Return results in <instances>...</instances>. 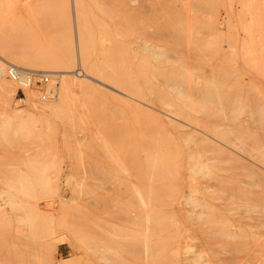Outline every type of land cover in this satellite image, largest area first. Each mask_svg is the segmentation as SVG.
Masks as SVG:
<instances>
[{"label": "rangeland", "instance_id": "rangeland-1", "mask_svg": "<svg viewBox=\"0 0 264 264\" xmlns=\"http://www.w3.org/2000/svg\"><path fill=\"white\" fill-rule=\"evenodd\" d=\"M27 1L0 0V63L7 69L15 67L21 73L49 75L55 95L52 99L43 101V94L35 85H31L29 89L15 85L14 92L5 94L8 104V101L4 104L3 97H0V264H104L99 258L100 254L107 250L114 251L115 248L124 255L129 253V249L137 248L143 253L140 254L144 259L148 253L147 245H143L146 241L147 244L152 242L150 245L158 243L159 248L153 245L157 247H153L154 264H184V261L180 262L171 255V252L178 251L177 247L183 253L203 251L205 259L211 260L213 254H221L218 255L221 258L223 254H228L231 258L228 255L224 257L227 256L231 261L232 257L236 259L249 255V258L246 257L249 264H262L264 157L259 147L264 146V17L255 3L264 5V0H154V51L159 54L155 58L159 62H166L162 68L166 71L169 69L167 73L164 72L170 77L172 86L182 88H178L179 94L172 91L168 95L171 96V104L178 106L179 109L173 108L179 114L182 112L183 103H187L190 110L194 108V112L187 111L188 120L200 118L201 115L203 117L205 114V123L201 124L204 127L200 128L210 135L215 134L217 139L230 142L227 144L223 141L226 147L212 145L218 147L213 148L214 150L210 146H207V150L205 142L199 137L183 134L187 129L182 120V123L174 120L177 122H172V126H169L170 123L164 121L165 117L160 112L157 101L151 104L152 91L146 83L148 90L143 86V73L146 63L154 66V60L139 52L140 41L136 36L130 34L126 37L125 32L121 33L123 18H129L133 22L131 20L140 16L137 14L136 17V13L139 10L140 14L142 10L135 7L140 5V0ZM144 1L146 2L141 0L142 4ZM125 2L129 3V7ZM147 11L150 12L145 11V18L149 17ZM125 53L130 58L126 59ZM130 59H133L130 64H134L129 66L128 75L133 76L130 78L127 75L125 78L128 71L125 73L127 69L124 71L122 68L126 67L124 63ZM47 65L55 69L48 72ZM113 69H118L116 71L119 74L115 75V71L113 74ZM101 73H104L105 76L102 75L106 80L112 78V82L108 83L107 80L105 83ZM121 74H124L123 79H127L129 85H126L127 81L117 77ZM115 77L118 83L123 81L126 86L131 84L130 89L125 86L126 92L124 85L120 83L121 91L117 89V84L114 88L112 83L115 84ZM6 78L13 83L7 74ZM62 79L67 88L60 96L58 84ZM110 83L112 87L108 85ZM136 89L140 92H137L138 96L133 93ZM24 90H30L29 93H33L36 98L32 99ZM128 93L135 94L138 99L134 95H131L132 98L127 97ZM142 98L145 100L144 104L151 106L148 110L149 117L148 113L144 114V118L141 117L145 112L140 110L144 105L140 102ZM136 99L139 100L138 104ZM32 107L38 108L39 113L30 112L29 116L22 118H15V115L12 117L14 108L29 111ZM201 110L203 114L196 112ZM208 114L213 118H208ZM152 117L158 118H153L154 124H157L151 128ZM145 118L146 121L151 119L150 124L148 123L150 127L145 124ZM247 122L250 123L247 125ZM153 131H157L156 136L152 134ZM166 132L171 136L167 137ZM163 139H168V144ZM152 142L154 148L156 144L159 148L169 147L164 152L168 159L171 157V162L164 157V149L161 151L157 148L163 153L162 157L154 149L159 156L157 159L154 157L155 161L162 160L163 165L159 162L161 168L154 171L155 183L149 185L154 186L157 183L158 187L160 183L167 188L170 186L171 192L178 191L174 195L169 194L171 200L174 199L173 203L169 201L170 198L167 199L168 203L173 204L175 211L177 203L183 202L180 198L187 191L186 185L191 184L189 181L185 185L183 171V165H186L184 161L189 160L185 155L188 145L199 151L214 152L212 155H216L215 161L213 158L211 165H217L215 168L210 166L209 170L211 172L212 167L213 176L218 178L212 181H221L211 197L208 196L209 193L198 194L199 197L201 194L200 198L203 197L204 203L215 208L203 209L204 218L201 222L191 220V213L179 216L176 214L175 217L172 215L171 219L160 225L167 228V232H160L162 235L159 236L156 233L154 237L148 238L137 226L132 228V219L130 218L129 223V216L122 211L125 212L126 207L136 211L137 201L132 194L145 186L142 182L143 175L146 176V171H149L148 167H141L142 162L143 167L149 163L148 160L144 161L147 156L142 145L146 144L145 148L149 150L147 143L150 145ZM219 147L221 150H218ZM211 152L208 156L212 158ZM143 156L146 158H142ZM166 163L170 167L164 166ZM177 168H180L182 179H176ZM158 169L165 173L158 174ZM158 177L163 183L158 181ZM164 178L170 185L164 182ZM164 187L158 188L164 191L167 189ZM155 189L157 188L154 186ZM132 211L133 215L135 212ZM71 234L75 237L81 236L86 245L80 250H72L67 244H60L62 238ZM92 235L97 236L96 239L91 238ZM161 248L163 251L166 249V252L158 256ZM124 255L122 257L126 259ZM190 262L187 264H192ZM212 262L215 264V261Z\"/></svg>", "mask_w": 264, "mask_h": 264}, {"label": "bare ground", "instance_id": "bare-ground-1", "mask_svg": "<svg viewBox=\"0 0 264 264\" xmlns=\"http://www.w3.org/2000/svg\"><path fill=\"white\" fill-rule=\"evenodd\" d=\"M29 1V0H28ZM27 1V2H28ZM32 1V0H31ZM77 1V0H76ZM123 1H125V0H123ZM132 1V0H131ZM260 2H261V0H259ZM129 2V1H128ZM143 2V1H142ZM142 2H141V0H140V5H138V6H135V7H137V9H138V7L142 10H140L141 12H140V14H139V10L137 11V13H136V17H137V14L138 15H140V16H138L137 18H136V20H131V21H133V22H130L128 19L129 18H126V20H125V18H123L122 20H123V23L125 24H123L122 23V21H121V23L123 24H121V26H123L122 27V29H123V31L121 32V33H124L125 35H126V37L127 36H129L130 34H132V35H130V36H136L135 38H137L139 41H140V44L138 45L141 49H140V51L139 52H141V53H144V54H146L147 56H148V58H151V59H153L154 60V66H153V64L152 63H146V65H145V73H143L144 74V85L143 86H145V83H146V86L148 85V87H150L151 88V94H152V102H151V104L153 103L154 104V102L155 101H157V105H158V107H159V109H160V112L164 115V121H167L168 123H170L169 124V126H172L171 125V123L173 122V123H176L177 121H180L181 122V120H182V122H184V124H185V127H186V131H185V133H183V134H187V135H193V136H196V138L197 137H199V139L200 140H202L203 142H205V146H206V148H207V150H208V147L207 146H210L211 148H212V150H214L213 148H218V147H212V145H215V146H223V147H226L227 145H225L224 143H223V141H224V139L223 140H220V139H217V138H215L216 136H215V134H213V135H210L209 134V132L208 133H206V130L205 131H203L202 129H203V127H201V124L202 123H205L204 121L206 120H204V116H205V114H204V116L202 117V115H201V117L200 118H195V119H192V120H188L189 118H187V116H188V114H187V111H192V112H194L193 110H194V108L193 109H191L190 110V106H188V104L187 103H183V104H181L182 105V112L179 114L178 112L177 113H175V111H174V108L173 107H177L178 108V106L177 105H173V104H171V100L172 99H170L171 98V96H168V95H170V93L172 92V91H176V93L177 94H179L178 92H177V90H178V88H181V87H177V86H172V84L170 83V81H171V79H170V77H168V75H166L165 74V72L167 73V71L169 70V69H167V71H166V69H164V68H162V67H164L165 66V64H166V62L164 61H161V62H159L158 61V59H156L155 57H157L159 54H158V52H156V51H154V0H146V2L144 1V3L142 4ZM33 3V2H32ZM126 3V5L128 4L129 5V3H127V2H125ZM199 3V2H198ZM261 4V3H260ZM260 4H258V3H255V5H256V7H257V9H258V11H259V13L264 17V5H260ZM123 5V4H122ZM127 5V6H128ZM200 5V4H199ZM122 7V6H121ZM129 7V6H128ZM145 7H147V8H145ZM142 8H145V10H143ZM137 9H135V10H137ZM146 10H149L150 12H148V15H149V17L148 16H146V17H148V18H145L144 16H145V11ZM143 12V13H142ZM90 13V12H89ZM92 13V12H91ZM150 13V14H149ZM124 15V14H123ZM132 15H135V14H133L132 13ZM144 15V16H143ZM123 17H125V16H123ZM135 17V16H134ZM121 18V17H120ZM206 22H207V20H206ZM119 27V26H118ZM119 31V30H118ZM123 35V34H122ZM133 36V37H134ZM115 37V36H114ZM116 38V37H115ZM118 38V37H117ZM117 44V43H116ZM118 45V44H117ZM4 46V45H3ZM15 48V47H14ZM17 48V47H16ZM138 49V48H137ZM15 50V49H14ZM20 51H22V50H20ZM9 52V51H8ZM26 54V53H25ZM121 54H123L122 52H121ZM126 54V56H125V58L126 59H128V57L130 58V56H127V53H125ZM65 55V54H64ZM133 55V54H132ZM137 55V54H136ZM66 56V55H65ZM123 56V55H122ZM28 57V56H27ZM38 57V56H37ZM60 57H61V55H60ZM4 58V57H3ZM13 58V57H12ZM15 58V57H14ZM62 58V57H61ZM60 58V59H61ZM64 58V57H63ZM131 58H132V56H131ZM140 58H143V57H140ZM31 59V58H30ZM39 59V58H38ZM67 59V58H66ZM65 59V60H66ZM97 59V58H96ZM136 59V58H135ZM134 59V60H135ZM146 59V58H145ZM29 60V59H28ZM121 60V59H120ZM124 60V59H123ZM122 60V61H123ZM133 59H130V60H127V62L126 63H124L125 64V66L127 67H125L124 69L122 68V70H126L125 71V73L128 71V68L130 69V67L129 66H133V64H130L131 63V61H132ZM3 61H4V59H3ZM30 61V60H29ZM58 61H60L59 59H58ZM140 61H142V60H140ZM151 61V60H150ZM158 61V62H157ZM34 62V61H33ZM43 62V61H42ZM41 62V63H42ZM57 62V61H56ZM129 62V64H127ZM134 62V61H133ZM175 62V61H174ZM173 62V63H174ZM15 63V62H14ZM17 63H19V61L17 62ZM38 63V62H37ZM55 63V62H54ZM63 64L65 63V61H63L62 62ZM67 63V62H66ZM22 64V63H21ZM24 64V63H23ZM28 64V63H27ZM49 64V63H48ZM56 64V63H55ZM57 64H59L58 62H57ZM56 64V65H57ZM60 64H61V62H60ZM138 64H141L140 62H138ZM18 65V64H17ZM25 65V64H24ZM56 65H54L55 67H56ZM142 65V64H141ZM21 66V65H20ZM28 67H29V65H27ZM50 65H47L46 66V70H47V68H48V72H51L52 70H54L55 68L54 67H49ZM65 66V65H64ZM81 66V65H80ZM138 66H140V65H138ZM143 66V65H142ZM8 67V66H7ZM24 67V66H23ZM26 67V66H25ZM121 67V66H120ZM144 67V66H143ZM183 67V66H182ZM11 67H9L8 69L7 68H5V66H4V64H2V63H0V93L2 94V95H4V96H2L1 94H0V97L2 98L3 97V102H4V104H6V102H7V104L9 103V100H5V98L6 99H8L7 97H5L6 95V93H8L9 91L11 92V91H15L16 90V86L15 85H20V86H22V87H24L25 89H29V84H30V76H28V74L29 73H21V72H19L18 71V73H17V75H18V79H16V81H13L10 77H9V80H11V81H13V83L12 82H10V81H8L7 80V78H6V74H7V76H9L8 75V71H9V69H10ZM14 68V67H13ZM54 68V69H53ZM57 68V67H56ZM59 68V67H58ZM63 68V67H62ZM114 68V67H113ZM142 67H140V69H141ZM98 69V68H97ZM111 69V68H110ZM118 69H119V67H118ZM116 69L117 71H121V69ZM63 70V69H62ZM115 69H113L112 70V73H113V71H115V72H117ZM143 70V69H142ZM172 70V69H171ZM99 71H100V69H99ZM98 70H97V72H99ZM123 71V72H124ZM165 71V72H164ZM45 72V71H44ZM89 72V71H88ZM96 72V71H95ZM96 72V73H97ZM102 72H104V70L102 71ZM111 72V71H110ZM95 73V74H96ZM92 74L94 75V72H92ZM91 74V75H92ZM104 75V73H101V75ZM107 74V73H106ZM114 74V73H113ZM118 75L119 74V72H117V73H115V75ZM128 74H130L129 73V71L125 74V78H127L126 76L128 75ZM142 74V73H141ZM140 74V76H142ZM93 75L91 76V77H93ZM103 75L101 76V78L103 77ZM112 75V74H111ZM124 75V74H123ZM122 74L120 75V76H117L118 78H122L123 79V76ZM99 76V75H98ZM105 76V75H104ZM131 76H133V74L132 75H128V77H130V78H132ZM137 76H139V74H137ZM117 77H115V84L114 83H112L114 86V88H116L115 86H116V84H117V89L119 90L123 85V88L125 89V86L126 85H129L128 83V81H127V79L125 80V78L123 79L127 84L125 85V83L123 84V81H122V83L121 82H117ZM135 77V76H134ZM38 78H39V76H38ZM94 78H95V76H94ZM93 78V79H94ZM100 78V79H101ZM105 77H103V79H104ZM107 78H108V76H107ZM65 79V78H64ZM109 79V78H108ZM107 79V80H108ZM112 79V78H111ZM110 79V80H111ZM56 80V79H55ZM66 80V79H65ZM107 80H106V78H105V83H107ZM110 80H108V83H109V81ZM129 81H130V79H128ZM133 80V79H132ZM153 80H154V82H153ZM95 81V80H94ZM96 81H98V80H96ZM102 81V80H101ZM119 81V80H118ZM135 81H138V79L137 80H135ZM110 82H112V81H110ZM70 83V82H69ZM102 84H105L103 81L101 82ZM71 84V83H70ZM101 84V85H102ZM65 85V82H64V80L62 79V81H60V83L58 84V93H59V91H60V96H61V94H63V93H65V88H67L66 87V85ZM78 85V84H77ZM109 86L111 85V83L110 84H108ZM154 85V88L152 87ZM178 85V84H177ZM54 86V85H53ZM69 87H70V85H68ZM80 86V85H79ZM130 86H131V84H130ZM130 86H126V88L128 87V89H130ZM145 86V87H146ZM111 87H112V85H111ZM120 87V88H119ZM133 87V86H132ZM131 87V88H132ZM148 87H146V89L148 90ZM153 88V89H152ZM182 89V88H181ZM115 90V89H114ZM117 90V91H118ZM25 91V93L26 92H28L29 93V91L30 90H24ZM120 91H121V89H120ZM125 91H126V89H125ZM125 91L123 90V92L125 93ZM134 90H132V92H133ZM136 92H133V93H136L137 94V92L138 93H140L139 91H137V89L135 90ZM143 91V90H142ZM180 91V90H179ZM107 92V91H106ZM127 92V91H126ZM27 93V94H28ZM57 93V94H58ZM144 93V92H143ZM156 93H158V95L156 94ZM173 93V92H172ZM171 93V94H172ZM195 93V92H194ZM205 93V92H204ZM11 94V93H10ZM43 94H46L47 95V98H45L43 101H45V100H48V99H52L53 98V96L55 95V91H54V88L51 86V84H50V82H49V84L44 88V91H43ZM126 94V93H125ZM183 95H184V93H182ZM197 94V93H196ZM29 95H30V97L33 99V97H35L34 96V94L32 93V94H30L29 93ZM131 93H130V95H129V93H128V95H127V97L128 96H130L131 97ZM137 99H138V95L139 94H137V96L135 95V94H133ZM132 95V96H133ZM162 95V96H161ZM181 95V94H180ZM43 96V95H42ZM154 96H156V98H154ZM179 96V95H178ZM192 96V95H191ZM135 97H133L134 99H135ZM143 97V96H142ZM166 97V98H165ZM170 97V98H169ZM194 97V96H193ZM36 98V97H35ZM60 98H62V97H60ZM132 98V97H131ZM144 98V97H143ZM143 98L140 100V102H143L142 104H144V101H143ZM149 98H150V96H149ZM41 99H42V97H41ZM137 99H136V101H137ZM146 99V98H145ZM203 99V98H202ZM31 100V99H30ZM151 100V99H150ZM19 101H21L22 102V100H19ZM33 101V100H32ZM54 101V100H53ZM210 101V100H209ZM138 102H139V100L137 101V104H138ZM149 102V101H148ZM147 102V103H148ZM211 102V101H210ZM222 103V102H221ZM139 104H141V103H139ZM220 104V103H219ZM127 105V104H126ZM136 105V104H135ZM7 106V105H6ZM33 106V105H32ZM46 106V105H45ZM49 106H51V105H49ZM140 106V105H139ZM15 107V106H14ZM40 107V106H39ZM188 107V108H187ZM217 107V106H216ZM9 108H10V106H9ZM30 108V107H29ZM51 108V107H50ZM155 108V107H154ZM219 108V107H218ZM37 109L38 108H36V107H32L29 111H27V110H25V109H17V108H14V111L12 112L13 114H12V117H14V115H15V118L16 117H20V118H22L23 116L25 117V115L27 116H29V113L30 112H32L33 114L34 113H36V112H38L37 111ZM151 109V106H149L148 104H144L142 107H140V110H144L143 112V114H142V116L141 117H143L144 116V114H146V113H148V117L150 116L149 114V112H148V110H150ZM179 109V108H178ZM220 109V108H219ZM180 110V111H181ZM196 110V109H195ZM215 110V109H214ZM224 110V109H223ZM222 110V113H224L225 112V110L223 111ZM4 111V110H3ZM155 111V110H154ZM179 111V112H180ZM111 112V111H110ZM137 112V111H136ZM157 112V111H156ZM196 112H202V114H203V111L201 110V111H196ZM15 113V114H14ZM39 113V112H38ZM120 113V112H119ZM123 113V112H122ZM142 113V112H141ZM140 113V114H141ZM198 113V114H199ZM205 113V112H204ZM220 113H221V111H220ZM130 114V113H129ZM139 114V113H138ZM196 114V113H195ZM215 115V114H214ZM223 115H225V114H223ZM222 114H221V116H223ZM227 115V114H226ZM225 115V116H226ZM31 116V115H30ZM80 116V115H79ZM82 116V115H81ZM117 116V115H116ZM140 116V115H139ZM153 116V115H152ZM198 117H199V115H197ZM207 116V115H206ZM210 116L213 118V116L211 115V114H208V118H210ZM216 116H217V114H216ZM219 116V115H218ZM217 116V117H218ZM224 116V117H225ZM145 117L146 118H148L146 115H145ZM177 117V118H176ZM215 117V116H214ZM250 117V116H249ZM144 118V117H143ZM143 118H142V123H144L143 122ZM146 118L144 119V121L145 122H147V123H145V124H147V126L150 124V120L152 119V125H151V128H152V126L153 125H156L157 123H155L154 124V120L156 119V118H158V117H152L151 119L149 118V121H148V119H147V121H146ZM153 118H154V120H153ZM180 118V119H179ZM207 118V119H208ZM211 118V119H212ZM174 120H177L176 122H174ZM249 120V119H248ZM132 121V120H131ZM157 121V120H156ZM208 121H209V119H208ZM22 122V121H21ZM127 122V121H126ZM157 122H161V121H157ZM181 122V123H182ZM137 123V122H136ZM141 123V122H140ZM149 123V124H148ZM168 123H167V125H168ZM212 123V122H211ZM243 123V125H244V121L242 122ZM248 123H250V122H247V125H248ZM110 124V123H109ZM127 124V123H126ZM138 124V123H137ZM213 124V123H212ZM217 124V123H216ZM144 125V124H143ZM177 125V124H176ZM107 126V125H106ZM147 126L145 127V128H147ZM160 126V125H159ZM161 126H162V123H161ZM164 126V125H163ZM163 126H162V128H163ZM175 126V125H174ZM179 126V125H178ZM105 127V126H104ZM119 127V126H118ZM144 127V126H143ZM148 127H150V125L148 126ZM158 127V126H157ZM166 127H168V126H166ZM202 129H201V128ZM244 127V126H243ZM115 128V127H114ZM155 128V127H154ZM154 128H153V130H154ZM181 128H184V127H181ZM215 128H217V127H215ZM122 129V128H121ZM126 129V128H125ZM170 129V128H169ZM179 129V128H178ZM246 128H244V131H246L245 130ZM149 130V132H150V129H148ZM165 130V129H164ZM213 130V129H212ZM249 130V129H248ZM216 132H218L217 130H215ZM214 131V132H215ZM148 132V133H149ZM152 132V131H151ZM158 132H159V129H158ZM155 133H157V131L156 132H154L153 131V133L152 134H155ZM161 133V132H160ZM168 132H166V134H167ZM145 135H146V133H144ZM198 134H201L202 136H200V135H198ZM216 134H218V133H216ZM142 136H143V134H141ZM169 134H167L166 136L167 137H170V136H168ZM186 135V136H187ZM92 136V135H91ZM148 136V135H147ZM154 136V135H153ZM155 136H156V134H155ZM164 136H165V134H164ZM163 136V137H164ZM227 136V135H226ZM95 137V136H94ZM94 137H93V139H94ZM167 137H165V138H167ZM230 137V136H229ZM130 139V138H129ZM155 140H157L156 138H154ZM153 139V140H154ZM160 139H161V137H160ZM198 139V140H199ZM232 139H234V137L232 138ZM96 140V139H95ZM109 140V139H108ZM122 140V139H121ZM142 140V139H141ZM165 139H163V141H164ZM167 140L168 139H166L165 141H166V144H168L167 143ZM196 140V139H195ZM197 140V141H198ZM115 141V140H114ZM114 141H113V143H114ZM123 141H125V140H123ZM170 141V140H169ZM182 141V140H181ZM184 141V140H183ZM106 142V141H105ZM118 142V141H117ZM116 142V143H117ZM143 142V141H142ZM154 142H156V141H154ZM154 142H152L151 144H153L152 146H150L149 145V143H147L148 144V148H149V150H147L146 148H145V146H146V144H144V143H146L145 142V140H144V143H143V145H142V147H144V150H146L145 152V156H147V158L145 159L144 158V156L142 157V158H144L143 160L144 161H146V160H148V165H145L146 167H143V162L141 163V167H142V169L143 168H149V171L147 170L146 172H147V174H146V176H144L143 174V185H145V186H141V188H142V190H136L135 192H136V194H132V197H133V195H134V198L136 199V204H137V206H136V211L135 210H133L132 211V209H130V210H128L127 209V207H126V211L125 212H123L122 210V213H126V215L127 216H129V218H127V219H129V223H130V218L132 219L131 221H132V225H134V226H132V228H135L136 226L138 227L137 229L139 230V228H140V231L142 232V233H146L147 234V237L148 238H150V237H154V234H156L157 233V236H159V234H161L162 235V233H160V232H167V228H165V227H160V225H163V221H167V220H169V219H171V216L173 215L174 217L175 216H179V215H181V214H187L188 215V213H191V215H189V218L191 219V220H193L194 222L195 221H197V222H201L202 221V218H204L203 217V215H204V213H203V209H210V208H213V210L215 209L214 207H213V205H210V204H207V203H204V201H203V197L202 198H200L201 197V194H200V197L198 196V194L199 193H209L208 194V196L209 197H211V195L212 194H214V192H216L217 191V189L219 188L218 187V182H220L219 180H218V182L217 181H212V180H217L218 178H216V177H214L213 176V174H212V172L214 171H212V167H211V172H210V166H213V165H211L212 164V160H213V158L216 156H214V155H212V153H214L213 151L211 152V154L210 155H212V158H211V156H208V153H210L209 151H207L206 149H204V150H206L207 152H203V150L202 151H199L198 149H194L192 146L191 147H189V145L186 147L187 148V151H186V153H185V155H186V158L187 157H189V160L187 161V159L184 161V164H185V162H186V165H183V168H184V173H185V178H184V181H185V185H186V183L187 182H191V184L189 185V184H187L186 185V187H187V191H185V192H183V197H181L180 198V200L182 199L183 200V202H180L178 199V203H177V206H176V210L177 211H175V209H173V204H170V202H172L173 203V201H174V199L173 200H171V198H170V196H169V194H171V195H174L175 193H177L178 191H176L175 190V193L174 192H171L170 190H169V187L170 186H168V188H167V186L166 187H164L163 185L161 186V184L159 183L158 185V187H161V189H162V187H164V188H167L166 190H164V191H162V190H159V188L156 186L157 185V183H156V185H154L157 189H155L154 190V186H152L154 183H155V179H154V171L156 170V168H158L159 167V162L161 163L162 162V160L161 159H159V160H161V161H155V159H154V157L157 159V157L159 158V156H157V154L158 153H160V156H161V154H163V153H161V152H159L158 150H157V148L159 149V150H163L162 152H164L165 151V149H166V147H168V146H166L165 145V143H164V145L166 146V147H157V144H156V148H154L153 146H154ZM201 142V141H200ZM225 143H227V144H230V142L229 141H224ZM123 143V142H122ZM131 143V142H130ZM233 143V142H232ZM108 144H110V142H108ZM160 144V143H159ZM190 144H191V142H190ZM247 144V143H246ZM114 145V144H113ZM116 145V144H115ZM162 145V144H161ZM194 145V144H193ZM137 146V145H136ZM114 147V146H113ZM113 147H111V148H113ZM119 147H120V145H119ZM150 147L152 148V149H150ZM209 147V148H210ZM102 148V147H101ZM117 148V147H116ZM122 148V147H121ZM169 148V147H168ZM220 149H218V150H221V147H219ZM260 148V152H261V154L263 155V157H264V146L263 147H259ZM157 151L156 153L154 152L155 150ZM113 150V149H112ZM115 150V149H114ZM142 150V149H141ZM169 150V149H168ZM181 150V149H180ZM95 151V150H94ZM124 151V150H123ZM128 152H129V150H127ZM170 151V150H169ZM185 151V150H184ZM216 151V150H215ZM131 152V151H130ZM221 152V151H220ZM188 153V154H187ZM133 154V153H132ZM142 155H143V153H141ZM164 154L166 155H164V157H166L167 159H168V157H167V154H166V152H164ZM184 155V156H185ZM111 156V155H110ZM124 156V155H123ZM135 156H136V154H135ZM246 156V155H245ZM137 157V156H136ZM162 157V156H161ZM160 157V158H161ZM176 157V156H175ZM126 158V157H125ZM171 158V157H170ZM169 158V159H170ZM116 159V158H115ZM118 159H119V157H118ZM162 159H164V158H162ZM167 159H164L166 162L169 160H167ZM175 159V158H174ZM231 159V158H230ZM139 160H142V159H139ZM171 160V159H170ZM169 160V162H171ZM177 160H178V158H177ZM225 160V159H224ZM249 160V159H248ZM122 161V160H121ZM137 161V160H136ZM165 161H163V163L165 162ZM213 161H215V158H214V160ZM264 161V160H263ZM229 162V161H228ZM104 163H106V162H104ZM119 163V162H118ZM218 163V162H217ZM124 164H126V162L124 163ZM128 164V163H127ZM143 164V165H142ZM170 164V163H169ZM228 164V163H227ZM161 165H163L162 163H161ZM161 165H160V167L159 168H161ZM165 165H168V163H166V164H164V166ZM216 165L217 164H215V167H216ZM175 166H177V165H175ZM185 166V167H184ZM240 166H242V165H240ZM244 166V165H243ZM167 167V166H166ZM165 167V168H166ZM168 167H170V165H168ZM214 167V166H213ZM214 167V168H215ZM120 168V167H119ZM164 168V167H163ZM162 168V170H164ZM169 169V168H168ZM178 169V168H177ZM158 170H160V169H158ZM162 170H160L159 172H157L158 174L159 173H162ZM166 170V169H165ZM94 171V170H93ZM128 171V170H127ZM144 171H145V169H144ZM157 171V170H156ZM169 171H171V168L169 169ZM169 171H167V172H169ZM178 172L175 174L178 178H176V179H182V175L180 176V168L177 170ZM145 172V173H146ZM172 172V171H171ZM174 172V171H173ZM122 173V172H121ZM120 173V174H121ZM156 173V172H155ZM164 173H165V171H164ZM164 173H162V174H164ZM93 174V173H92ZM130 174V173H129ZM161 174V175H162ZM172 173H170V176H171V178L173 177L172 175H171ZM121 175H123V174H121ZM99 176H100V174H99ZM169 176V175H168ZM169 176V177H170ZM131 177V176H130ZM142 177V176H141ZM162 177H163V175H162ZM165 177V176H164ZM96 178V177H95ZM102 178V177H101ZM104 178V177H103ZM128 178V177H127ZM93 179V178H92ZM132 179V178H131ZM158 179V181L159 182H161L160 181V179H159V177L157 178ZM157 179H156V181H157ZM172 179H174V178H172ZM110 180V179H109ZM128 180V179H127ZM135 180H137V178L135 179ZM166 179L164 178V182L167 184V185H170L169 183H167L166 181H165ZM98 181V180H97ZM100 181H101V179H100ZM172 180H170V183H171V188H172V182H171ZM175 181V180H174ZM228 181V180H227ZM139 182V181H138ZM179 182V181H178ZM117 183V182H116ZM125 183V182H124ZM133 183V182H132ZM148 183V186H146V184ZM161 183H163V182H161ZM164 183V184H165ZM105 184H106V182H105ZM111 184V183H110ZM128 184V183H127ZM140 184V183H139ZM149 184H152L151 186L149 185ZM180 184V183H179ZM222 184H223V182H222ZM88 185V184H87ZM90 185V184H89ZM182 185V184H181ZM180 185V186H181ZM106 186V185H105ZM108 186V185H107ZM137 186V185H136ZM139 186V185H138ZM137 186V187H138ZM123 187V186H122ZM179 187V186H178ZM216 187H218V188H216ZM130 188V187H129ZM132 188V187H131ZM179 189V188H178ZM119 190V189H118ZM133 190V189H132ZM173 190H174V188H173ZM129 191V190H128ZM134 192V191H133ZM170 192V193H169ZM123 193V192H122ZM128 193V192H127ZM174 193V194H173ZM115 194V193H114ZM124 194H126V192L124 193ZM129 194H131V193H129ZM182 194V193H181ZM136 195V196H135ZM176 197V196H175ZM199 197V198H198ZM131 198V197H130ZM130 198L129 199H127V201L128 200H130ZM133 198V199H134ZM164 198H166V200H164ZM170 198V199H169ZM173 198V197H172ZM231 198V197H230ZM134 199V200H135ZM161 199H163L164 201H162ZM167 199H169V203L167 202ZM189 199H190V201L191 200H193V201H191V203H190V201H189ZM210 200V199H209ZM151 201H153V202H151ZM162 201V202H161ZM134 202V203H135ZM167 202V203H166ZM131 203V202H130ZM214 203V202H213ZM128 204V203H127ZM82 205V204H81ZM110 207V206H109ZM120 209V208H119ZM173 209V210H172ZM197 209H199V211H197ZM1 210V209H0ZM124 210V209H123ZM211 210V209H210ZM128 211V212H127ZM131 211L132 212H135V213H133V215H132V213H131ZM114 213H116L115 211H113ZM206 212V211H205ZM121 213V212H120ZM211 213V212H210ZM118 214V213H117ZM177 214V215H176ZM109 215H111V214H109ZM126 215L124 214V216H125V218H126ZM206 215V214H205ZM218 215V214H217ZM114 217V216H113ZM118 217V216H117ZM133 217V218H132ZM209 217V216H208ZM115 218V217H114ZM206 218V217H205ZM111 219V218H110ZM188 219V218H187ZM186 220V219H185ZM189 220V219H188ZM190 220V221H191ZM88 221V220H87ZM207 221H209V220H207ZM97 222V221H96ZM236 222V221H235ZM128 223V222H127ZM162 223V224H161ZM185 223H186V221H185ZM192 223V222H191ZM207 223V222H206ZM209 223V222H208ZM215 223V222H214ZM85 224V223H84ZM100 224V225H99ZM98 225L99 226H101V223H99ZM176 224H177V222H176ZM194 224V223H193ZM201 224H203V223H201ZM87 225V224H86ZM92 225V224H91ZM130 225V224H129ZM211 225V224H210ZM225 225V224H224ZM82 226H84V225H82ZM96 226V225H95ZM188 226V225H187ZM200 226V225H199ZM213 226V224L211 225V227ZM102 227V226H101ZM126 227V226H125ZM130 227H131V225H130ZM98 228V227H97ZM100 228V227H99ZM98 228V229H99ZM191 228V227H190ZM202 228V227H201ZM210 228V227H209ZM214 228H216V227H214ZM224 228V227H223ZM172 229V228H171ZM73 230H74V228H73ZM100 230H101V228H100ZM109 230V229H108ZM215 230V229H214ZM217 230V229H216ZM221 230V229H220ZM84 231V230H83ZM105 231V230H104ZM140 231H138L139 233H140ZM73 232V231H72ZM136 232V231H135ZM212 232H214V231H212ZM219 232V231H218ZM221 232H222V234H223V231L221 230ZM225 232H226V230H225ZM118 233V232H117ZM138 233V235H140ZM226 233H228V232H226ZM72 234H74V233H72ZM72 234L71 235H69V236H67V237H64V238H62L59 242H60V244H67L72 250H74V249H76V248H78L77 250H80V249H82L83 248V246L84 245H86L84 242H83V239L82 238H80V237H75V236H72ZM85 234V233H84ZM83 234V235H84ZM95 235L97 234L98 235V233H94ZM93 234V235H94ZM137 234V233H136ZM186 234V233H185ZM212 234V233H211ZM218 234V233H217ZM91 236V238H93V237H95V236ZM104 234H102V236H103ZM118 235V234H117ZM138 235H137V237H138ZM189 235V234H188ZM216 235V234H215ZM220 235V234H219ZM99 236V235H98ZM116 236V235H115ZM142 236V235H141ZM156 236V235H155ZM244 236V235H243ZM242 236V237H243ZM83 237V236H82ZM97 237V236H96ZM96 237H95V239H96ZM144 236H142V238H143ZM220 237V236H219ZM222 237V236H221ZM84 238V237H83ZM87 239H88V237H86ZM86 238H85V240H86ZM110 238H112V237H110ZM135 238H136V236H135ZM139 238V237H138ZM141 238V237H140ZM146 238V237H145ZM164 238V237H163ZM181 238V237H180ZM217 238V237H216ZM227 238V237H226ZM106 239V238H105ZM144 239V238H143ZM114 240H116V239H114ZM118 240V239H117ZM128 240V239H127ZM136 240V239H135ZM134 240V241H135ZM145 240V239H144ZM151 240H152V238H151ZM157 240H158V238H157ZM165 241H166V239H164ZM88 241V240H87ZM111 241H113V239H111ZM125 241H126V237H125ZM131 241V240H130ZM139 241V240H138ZM146 241V240H145ZM215 241V240H214ZM236 241V240H235ZM252 241V240H251ZM89 242V241H88ZM94 242H96V241H94ZM117 242V241H116ZM115 242V243H116ZM147 242L148 241H146V244H144L143 243V245L145 246V245H147V248H148V253H149V255H148V253H147V255H148V257H147V255H146V258H144L143 259V255H142V257H141V254L140 253H142L141 251H139V250H137V248H133V249H129V253L128 254H126L125 253V255L124 254H122L120 251H117V249L115 248L114 249V251H103L104 253H102V254H100V256H99V258L101 259V260H103L102 262H104V264H154V261L155 260H153V255H155V254H153L154 252H155V250H153L154 248H156L157 249V244H153V245H156L157 247H154L153 245H150L152 242H149L150 244H147ZM155 242V241H154ZM153 242V243H154ZM183 242H184V240H183ZM239 242H241V241H239ZM120 243V242H119ZM126 243V242H125ZM140 243H142L141 241H140ZM159 243H160V241H159ZM198 243V242H197ZM220 243V242H219ZM218 243V244H219ZM225 243V242H224ZM232 243V242H231ZM93 244H97V243H93ZM100 244V243H99ZM104 244V243H103ZM131 244V243H130ZM132 244H134V242H132ZM131 244V245H132ZM204 244V243H203ZM243 244V243H242ZM106 245V244H105ZM114 245V244H113ZM130 245V246H131ZM142 245V244H141ZM101 246V245H100ZM104 246V245H103ZM117 246V245H116ZM120 246H122V244L120 245ZM119 246V247H120ZM124 246V245H123ZM128 246V245H127ZM126 246V247H127ZM133 246V245H132ZM131 246V247H132ZM135 246V245H134ZM143 246V248H145ZM160 246V245H159ZM208 246V245H207ZM213 246V245H212ZM225 246H227V245H225ZM240 246V245H239ZM94 247V246H93ZM107 247V246H106ZM113 247V246H112ZM118 247V246H117ZM129 247V246H128ZM137 247V246H136ZM154 247V248H153ZM210 247V246H209ZM222 247V246H221ZM90 248V247H89ZM100 248V247H99ZM114 248V247H113ZM125 248V247H124ZM159 248V247H158ZM176 248V247H175ZM205 248V247H204ZM219 248V247H218ZM236 248H238V247H236ZM239 248H242V247H239ZM95 249V248H94ZM93 249V250H94ZM98 249V248H97ZM107 249H109V248H107ZM110 249H112V248H110ZM120 250H121V248H119ZM162 249V251H161V254H158V256H160V255H162L163 253L165 254V252H166V249H164V251H163V248H161ZM177 249H178V251H173V252H171L172 254L171 255H173V256H175L176 257V260H178V261H184L183 263L184 264H187V263H189L190 261V263H192V264H214L212 261H215V264H249L250 262H248V256L249 255H246V256H244V257H242L241 256V258H234V257H232L233 259H231V261H230V259L229 258H231L230 257V255H228V254H223V256H222V258L220 257V256H218V255H221V254H213V255H211L212 256V259L210 260L209 258L208 259H205L203 256H204V252L202 251V252H199L198 250H197V252H185V253H183V252H180L179 250V247H177ZM176 249V250H177ZM198 249V248H197ZM209 249V248H208ZM224 249H225V247H224ZM92 250V251H93ZM101 250V249H100ZM124 250V249H123ZM132 250V251H131ZM141 250V249H140ZM159 250V249H158ZM215 250V249H214ZM227 250V249H226ZM231 250V249H230ZM143 251V250H142ZM146 251V250H145ZM154 251V252H153ZM246 251V250H245ZM94 252V251H93ZM93 252H92V254H93ZM229 252V251H228ZM234 252V251H233ZM156 253H159V252H156ZM224 253H227V252H224ZM242 253V252H241ZM96 254V253H95ZM143 254V253H142ZM210 254V253H209ZM94 255V254H93ZM122 255H124V257L126 258V259H123V257H122ZM144 255V256H145ZM215 255V256H214ZM224 255H228V257L227 256H225L224 257ZM243 255V254H242ZM259 255V254H258ZM95 256V255H94ZM235 256H237V255H235ZM130 257V258H129ZM156 257H157V255H156ZM220 257V258H219ZM238 257V256H237ZM246 257H248V258H246ZM98 258V257H97ZM129 258V259H128ZM246 258V259H245ZM259 258V257H258ZM155 259V258H154ZM171 259V258H170ZM242 259H243V261H242ZM99 260V259H98ZM264 259L262 258V260H261V262L263 261ZM3 261V260H2ZM172 261V260H171ZM249 261H250V259H249ZM177 262V261H176ZM243 262V263H242ZM89 263V262H88ZM159 263H160V261H159ZM264 263V262H263ZM262 263V264H263ZM2 264V263H1ZM102 264V263H101ZM156 264V263H155ZM158 264V263H157ZM174 264V263H173ZM178 264V263H177Z\"/></svg>", "mask_w": 264, "mask_h": 264}, {"label": "built area", "instance_id": "built-area-1", "mask_svg": "<svg viewBox=\"0 0 264 264\" xmlns=\"http://www.w3.org/2000/svg\"><path fill=\"white\" fill-rule=\"evenodd\" d=\"M18 70L17 68H13L11 67L8 71V75L9 77L13 80V81H16V79H18ZM29 73V72H28ZM28 76H30V84L29 86L31 85H35L36 87L40 88V93L43 94V91H44V88L49 84L50 82V76L47 75V74H31L29 73ZM39 76V78H38ZM45 98H47V95L46 94H43L42 96V100H44Z\"/></svg>", "mask_w": 264, "mask_h": 264}]
</instances>
